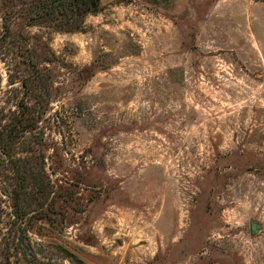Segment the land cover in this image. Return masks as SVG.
<instances>
[{"label":"rangeland","instance_id":"1","mask_svg":"<svg viewBox=\"0 0 264 264\" xmlns=\"http://www.w3.org/2000/svg\"><path fill=\"white\" fill-rule=\"evenodd\" d=\"M102 3L58 32L0 0V226L43 168L72 197L30 230L39 258L264 264V0Z\"/></svg>","mask_w":264,"mask_h":264},{"label":"trees","instance_id":"2","mask_svg":"<svg viewBox=\"0 0 264 264\" xmlns=\"http://www.w3.org/2000/svg\"><path fill=\"white\" fill-rule=\"evenodd\" d=\"M20 2L24 4L21 13L24 15L27 25L42 23L58 32L80 30L85 15L96 13L103 7L102 0H20ZM16 135L11 130L4 132V134L1 133V152L9 154ZM29 165L27 167L28 171L25 173L32 180L37 181L38 172H35L31 163ZM42 172L45 176V182L40 189L34 188V183L31 180L29 182L30 190H33L32 192H35V195L39 194L37 198L43 197L41 200L39 199L37 206L30 210H28V207L31 206L16 209L14 217L12 219L9 217L6 220V226H0V264H56L51 260H44L37 256L29 232L38 220L54 221L55 216H52V214L58 212L55 200L57 195H62L66 199L72 196L67 190L59 194L57 186L55 188V183H51L49 174L43 168ZM14 218L24 219L25 222L16 225Z\"/></svg>","mask_w":264,"mask_h":264},{"label":"water","instance_id":"3","mask_svg":"<svg viewBox=\"0 0 264 264\" xmlns=\"http://www.w3.org/2000/svg\"><path fill=\"white\" fill-rule=\"evenodd\" d=\"M258 228H259V224L258 223H256L253 220L249 221V230H250L251 234L256 233L258 231Z\"/></svg>","mask_w":264,"mask_h":264}]
</instances>
